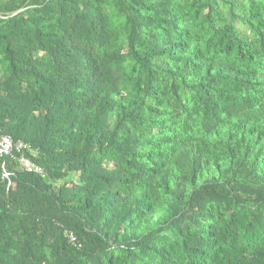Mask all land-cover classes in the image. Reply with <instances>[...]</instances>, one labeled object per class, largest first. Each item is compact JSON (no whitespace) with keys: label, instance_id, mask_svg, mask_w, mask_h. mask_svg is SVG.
I'll return each mask as SVG.
<instances>
[{"label":"trees","instance_id":"trees-1","mask_svg":"<svg viewBox=\"0 0 264 264\" xmlns=\"http://www.w3.org/2000/svg\"><path fill=\"white\" fill-rule=\"evenodd\" d=\"M2 136L0 264H264V0H0Z\"/></svg>","mask_w":264,"mask_h":264},{"label":"built area","instance_id":"built-area-1","mask_svg":"<svg viewBox=\"0 0 264 264\" xmlns=\"http://www.w3.org/2000/svg\"><path fill=\"white\" fill-rule=\"evenodd\" d=\"M28 149L27 144L21 140H12L10 136H2L0 138V156L7 155L16 158L19 161L20 166L28 171L35 173H42V168L30 161V159L25 156V150ZM15 154H18L16 156ZM65 235L68 237L70 242H75L76 239L74 235L70 232H66Z\"/></svg>","mask_w":264,"mask_h":264},{"label":"bare ground","instance_id":"bare-ground-1","mask_svg":"<svg viewBox=\"0 0 264 264\" xmlns=\"http://www.w3.org/2000/svg\"><path fill=\"white\" fill-rule=\"evenodd\" d=\"M232 47V46H231ZM232 48H234V47H232ZM235 50V49H234ZM233 54H234V52H233ZM123 224V223H122Z\"/></svg>","mask_w":264,"mask_h":264}]
</instances>
